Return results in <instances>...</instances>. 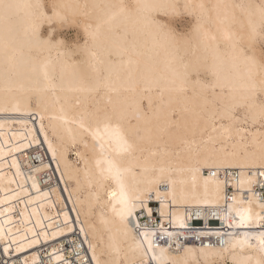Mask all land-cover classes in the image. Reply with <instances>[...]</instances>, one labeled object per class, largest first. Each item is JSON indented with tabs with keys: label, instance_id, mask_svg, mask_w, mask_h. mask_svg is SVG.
<instances>
[{
	"label": "bare ground",
	"instance_id": "6f19581e",
	"mask_svg": "<svg viewBox=\"0 0 264 264\" xmlns=\"http://www.w3.org/2000/svg\"><path fill=\"white\" fill-rule=\"evenodd\" d=\"M67 2L95 27L117 11L108 5L134 11L137 0ZM166 2L194 17L187 34L117 15L87 51L74 47L82 31L72 44L57 32L66 47L50 48L32 35V10L0 9V264H264L254 192L264 182V76L235 56L255 27L259 58L264 29L248 6L262 0ZM105 116L122 123L131 154L117 155L114 141L103 154L93 147L85 129ZM107 160L129 170L131 215ZM248 210L253 221L240 226ZM179 236L195 241L180 246Z\"/></svg>",
	"mask_w": 264,
	"mask_h": 264
},
{
	"label": "snow or ice",
	"instance_id": "6c2138e0",
	"mask_svg": "<svg viewBox=\"0 0 264 264\" xmlns=\"http://www.w3.org/2000/svg\"><path fill=\"white\" fill-rule=\"evenodd\" d=\"M30 9L33 17L31 26L32 35L35 40L40 44L48 47L65 48L66 42L62 38L54 39L57 32H64L68 29H77L82 31L85 37L83 44L75 45L76 50L87 51L89 43H95L100 36L102 27L105 24H109L112 19H115L117 15H123L131 17L136 14H143V19L146 23L154 25L160 29H170L171 35H179L175 29L170 28L171 20L182 13L178 10L179 6L175 3L166 2V0H137L134 11L130 10L127 5L121 3L117 5H108V7L116 8L117 11L113 13L111 17L105 20H98L93 27L89 23H83L78 19L80 13L77 11L81 6L77 4L68 3L67 0H36L35 3L29 4H10L5 3L4 0H0V9H4L6 12L11 9L18 8ZM83 7H87L84 5ZM200 9H204V4L196 5ZM235 7L243 8V5H235ZM249 8L255 7L260 15L261 27L264 29V0L259 5H249ZM185 9L189 8V5H184ZM171 10V11H169ZM162 14L161 19H157V15ZM86 15V14H85ZM45 26H47L46 32ZM253 35L248 40L247 47H239L235 56L242 59L249 67V75L260 74L264 76V30L260 32L261 49L259 58L255 51V27L252 29ZM92 56H96L95 52L91 53ZM255 103L254 99L248 107L253 106ZM260 106L264 110V100L260 101ZM89 133L91 139L94 141L93 147L98 148L101 154L104 153L106 145H110V142L114 141L118 146L117 155L131 154L134 148V144L131 142L127 132L125 131L120 121L113 122L112 117L105 116L99 120L95 127L85 129ZM87 146V145H86ZM108 163V172L112 173L115 169L114 178L120 185L121 197L119 203L124 205L127 214L131 215L132 209L136 207L135 204L130 203L128 195L124 192V185L122 181L123 173L129 171L128 169H120L115 166L112 160L105 161ZM101 163L97 160V165ZM264 176V172H261ZM115 195V193H113ZM260 207L264 211V200L261 201ZM150 212V210H149ZM240 216V226H245L247 223L253 221V217L250 214V210L247 212L238 213ZM258 219L264 221V214L258 216ZM147 238V233H145ZM261 250L264 251V233L260 236ZM246 242V241H245ZM250 246V245H249Z\"/></svg>",
	"mask_w": 264,
	"mask_h": 264
},
{
	"label": "built area",
	"instance_id": "2783aa9c",
	"mask_svg": "<svg viewBox=\"0 0 264 264\" xmlns=\"http://www.w3.org/2000/svg\"><path fill=\"white\" fill-rule=\"evenodd\" d=\"M206 173L209 174L208 171H206ZM216 174L220 177H223V178L225 177V174L222 171L217 172ZM229 176H230V174H229ZM225 192H226L227 200L231 201L232 198L234 197L235 189L230 183L226 184ZM254 192L256 193V195L258 196L259 199L264 200V182H262L261 185L260 184L255 185ZM247 197H248V195H247ZM158 206L159 205L157 203H151V207L154 208V217H155V221L153 222V224H151V227H154V228L157 227L158 224H160V222H161L160 217H159L158 213L156 212V208H158ZM141 220L144 221V220H146V218H141ZM149 224H150V222H149ZM202 240L206 244L218 242L217 239H215V238H206V239H202ZM166 241H167V239H163L162 237L156 238V243H158V244L164 243ZM193 241H195L193 238L182 237V236H179V238H178V242H179L180 246L184 245L185 243H190ZM196 242L200 243V241H196Z\"/></svg>",
	"mask_w": 264,
	"mask_h": 264
},
{
	"label": "rangeland",
	"instance_id": "374dc122",
	"mask_svg": "<svg viewBox=\"0 0 264 264\" xmlns=\"http://www.w3.org/2000/svg\"><path fill=\"white\" fill-rule=\"evenodd\" d=\"M182 10H183V12H182ZM181 15L180 16H182L181 18H180V16H177V17H175V18H173V21L171 20V23H170V25L175 29V30H177V32L179 33V34H187L188 33V31H190V29H191V27H192V25H193V21H194V17L191 15V14H189V13H187L186 11H184V9L183 8H181ZM184 14V15H183ZM187 15V16H186ZM192 16V17H191ZM179 17V18H178ZM178 18V19H177ZM175 20V21H174ZM176 28H175V27ZM188 28H190V29H188ZM185 32V33H184ZM62 37L68 42V43H70V44H72V43H76V42H80L82 39H83V37H82V35H81V33L79 32V30H77V29H68V30H65L64 32H63V35H62ZM79 40V41H78ZM261 44L259 45V47H260V49H261ZM76 156H74V155H72L71 154V158L72 159H74Z\"/></svg>",
	"mask_w": 264,
	"mask_h": 264
}]
</instances>
